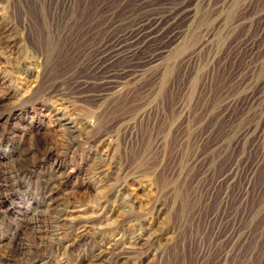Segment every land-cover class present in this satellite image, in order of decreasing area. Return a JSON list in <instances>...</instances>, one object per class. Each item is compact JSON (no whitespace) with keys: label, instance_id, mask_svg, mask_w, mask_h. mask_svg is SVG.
Instances as JSON below:
<instances>
[{"label":"rangeland","instance_id":"374dc122","mask_svg":"<svg viewBox=\"0 0 264 264\" xmlns=\"http://www.w3.org/2000/svg\"><path fill=\"white\" fill-rule=\"evenodd\" d=\"M0 264H264V0H0Z\"/></svg>","mask_w":264,"mask_h":264},{"label":"bare ground","instance_id":"6f19581e","mask_svg":"<svg viewBox=\"0 0 264 264\" xmlns=\"http://www.w3.org/2000/svg\"><path fill=\"white\" fill-rule=\"evenodd\" d=\"M170 15V14H168ZM168 15L163 14L162 16L159 15L157 17H155L154 19H152L151 21L148 22H144L141 23L140 25H138V27H136L134 30L136 32V38H140L141 40L146 41L147 39H150V35L151 33L154 31V29L156 27H158L159 25H162V23H164V19L168 17ZM166 22V21H165ZM172 23V22H171ZM129 32V31H128ZM129 34V33H128ZM124 35V34H123ZM128 37V36H127ZM125 37V38H127ZM153 38V37H152ZM122 41V40H121ZM201 41V40H200ZM120 42V41H119ZM199 46V45H198ZM122 47V46H121ZM120 47V48H121ZM126 47V46H125ZM116 48V47H115ZM115 48H113L112 50H114ZM123 48V47H122ZM139 48V47H138ZM137 48V49H138ZM106 49V47H103V50ZM119 49V48H118ZM127 50V49H126ZM116 51V50H115ZM113 51L108 50L104 53V56L107 58V56ZM102 54V53H101ZM116 54V53H115ZM122 54V53H121ZM103 56V57H104ZM116 56V55H115ZM109 57V56H108ZM121 57V55H120ZM119 58V56H118ZM116 58V59H118ZM109 61H113L111 58ZM162 65V64H161ZM22 70V69H21ZM25 70V69H24ZM129 71V70H128ZM128 71H120L118 73H112L109 74L108 76L104 77V81L103 83L107 86L105 87V89L102 91L101 94H99L102 97V100H108L109 98H111L113 95L116 94L117 89L118 91L120 89H122L125 85H127L129 83V81L137 78V77H142L145 74V71L143 70H138V71H134L132 73H129ZM139 74V75H138ZM138 80V79H137ZM115 90V92H113ZM116 96V95H115ZM62 103H67L66 100L61 99ZM65 101V102H63ZM61 103V104H62ZM60 104V105H61ZM54 117H56L55 121L57 122V124L62 128V130L65 132V134L67 135V142H69V145L75 142L76 138L73 137V134L77 133L79 131V128H76L75 124H74V119L67 116L66 114H61L58 110H54ZM87 125V124H84ZM89 128V125L86 126V128ZM81 129V128H80ZM99 168L98 170H100L99 172L102 173V169H103V165L100 163L99 164ZM60 215V214H59ZM58 216H53L52 218H50L49 222H52L53 224L57 223L60 219V217ZM51 223V224H52ZM52 226V225H50ZM56 226V225H53ZM51 228V227H49ZM56 228L53 227L52 230ZM58 228V226H57ZM72 228L75 227H70L69 229L73 230ZM85 228V227H82ZM58 231L57 229L54 230V232ZM75 231V230H74ZM73 231V232H74ZM52 233V235H50V241L47 242L48 246L47 247H53L55 245H59L62 242V238H59V234L57 233ZM75 237V236H74ZM140 237V236H139ZM137 237V238H139ZM136 251V250H135ZM35 255V254H34Z\"/></svg>","mask_w":264,"mask_h":264}]
</instances>
